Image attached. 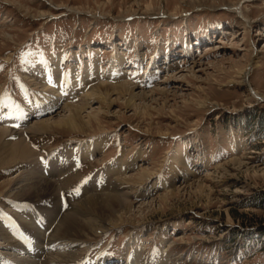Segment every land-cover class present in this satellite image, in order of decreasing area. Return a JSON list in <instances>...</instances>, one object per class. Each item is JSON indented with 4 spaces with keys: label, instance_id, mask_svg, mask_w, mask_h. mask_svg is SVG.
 Returning <instances> with one entry per match:
<instances>
[{
    "label": "rangeland",
    "instance_id": "obj_1",
    "mask_svg": "<svg viewBox=\"0 0 264 264\" xmlns=\"http://www.w3.org/2000/svg\"><path fill=\"white\" fill-rule=\"evenodd\" d=\"M150 2L153 6L147 8ZM232 8H241L243 16ZM254 55L257 67L248 83L243 82L240 73ZM61 59L112 64L107 71L102 66V75L92 79L84 74L82 90L76 89L79 97H70L78 100L66 106L86 103L80 97L100 86L126 85L154 95L151 102L139 106L150 117L142 120L114 95L109 106L113 114L107 115L104 105L97 109L100 122L92 124L87 134L52 125L36 130L40 121L64 114V105L51 115L29 116L26 127L34 130L30 133L15 135L6 130L10 126L0 125V150L26 152L24 160L0 170V210L9 212L13 204L30 207L27 217H19L15 209L8 219L15 221L13 214H17L16 219L41 238L44 231L26 220L36 214L32 207L41 210L43 203L51 204L42 212L44 230L54 224L47 239L59 242L40 264H60L57 256L62 255L72 257L73 263L80 253L77 247L68 250L72 245L100 250L120 236L139 242L143 238L157 247L163 243L171 259L167 264H264V101L254 96V91L264 96V0H0V104L17 101L18 106L28 107L35 93L42 107L55 102L59 93L44 88L38 78L42 69ZM63 75L67 79L68 72ZM75 86L66 85V91ZM162 90L163 97L157 92ZM200 99L205 107L197 104ZM98 105L91 101L85 107ZM71 142L98 152L92 168L114 160L112 166L120 163L129 170L115 169L113 183L109 181L105 190H85L59 216L58 192L67 197L75 193L67 185L68 178L59 180L61 171L51 168L46 176L35 168V159L46 156L53 146ZM144 169L151 176L137 183V173ZM20 174L34 176L36 181L28 183H35L45 194L23 200L12 197ZM175 175H179L176 180H164V188L160 185L162 178ZM50 185L54 195L46 193ZM172 192L173 198L159 202ZM109 194L132 206L131 221L87 234L78 238L77 245L56 236L60 221L73 216L83 202ZM75 217L98 223L91 215ZM3 232L0 227V247L9 241Z\"/></svg>",
    "mask_w": 264,
    "mask_h": 264
},
{
    "label": "bare ground",
    "instance_id": "obj_2",
    "mask_svg": "<svg viewBox=\"0 0 264 264\" xmlns=\"http://www.w3.org/2000/svg\"><path fill=\"white\" fill-rule=\"evenodd\" d=\"M5 1H8V0H5ZM108 1L110 2V0H108ZM150 6H153L152 2L149 3L147 8H151ZM240 9L241 8H236L233 10L236 11L238 13V15H242ZM43 15H44L43 13L38 14V16H43ZM209 49H211V48H209ZM256 59H257L256 55H254V57L251 56L250 60H249L250 62H248L247 68H245L240 73V77L243 76V80H244L243 82H245L246 80L248 81L249 74L252 71H254V68L257 67ZM192 69L193 68H191V70ZM57 92H58L57 90L54 91V94L56 95ZM157 92H159V95H161V97L166 95V93H164L163 90L157 91ZM114 95H119V99L124 100L123 105L127 109L129 108V109L134 110L135 117L140 116L141 120H142V117L146 116L147 118L150 119L148 114L145 112V109L143 107H139V106H144L145 103L147 104V103L151 102L152 98H150V97L152 95H154V93L151 92V93L146 94V93L135 92V90H133L131 87L126 86V85L125 86H123V85L118 86L115 88H110L108 86H100L97 89L95 88L94 91L89 90L88 92L84 93V95L82 97H80L81 101L83 99L84 102H86V103L83 102L84 104L81 103V104L75 105V106L64 105V106H66L65 107L66 112H64V114L60 115L59 117H52V118L45 120V121H42V122L40 121V123H38L37 127H35V128L39 132L40 129L44 130L45 127L52 125L53 127L60 128V129H62V128L67 129L68 131H71L74 133L87 134L91 130L92 124H98L100 122L99 110L103 107V105L107 108V115L113 114L110 111L109 106H112V104L114 103V101L112 99ZM156 95H157V93H156ZM204 96H206V95H204ZM254 96L259 101H261V102L264 101V96L260 95L256 91H254ZM60 98H63V97H61V95L59 94L55 97V102H52L51 104L46 103L43 105V107L48 108V109L52 108L55 105V103H57L60 100ZM91 101L97 102L99 104L98 107L94 106V108L93 107L86 108L85 106L88 103L90 104ZM141 101H142V103H144L143 105H140L138 103ZM197 104H199L201 107H205V103L203 102L202 99H200L197 102ZM97 109H99V110H97ZM116 117L120 118L121 115L119 117L116 115ZM5 118L10 122H14L15 120H17V122L25 125L23 122L25 120V115H23L22 117H19L16 114H12L10 119L7 116ZM29 129L30 128L25 127L22 130L23 134H26L28 132L30 133V132L34 131V130L29 131ZM142 129L144 130L145 133H148V130L146 129V127H143ZM157 135L161 136V135H166V134L165 133L164 134L158 133ZM187 142H188V140L185 141L184 143L186 144ZM178 150L179 149H177L176 152H178ZM176 152L173 154H176ZM25 156H26L25 151L22 153L20 150L2 147V149L0 150V170L11 167L13 165V163L16 164L18 162H21L22 160L25 159ZM28 157H29V153H27V158ZM120 166H121V164L119 163L118 167H120ZM185 170H187V169H185ZM62 173L63 172H59L58 174L61 175ZM150 173L151 172H149L146 169L139 171L137 173V179H138L137 183H141V180L143 183V181L146 178L151 176ZM173 175H174V173H173ZM178 176L179 175L172 176L171 179L162 178L160 180V185H162L164 180L173 181V180H176ZM31 177H34V176H31ZM31 177L29 175L20 174V176L17 178V180L15 181V183L13 185L12 192H14V193H13L12 197H15L18 200H23L24 198H31L33 196L34 197H40L41 195L45 194V191H43L40 188H37L35 186V183H28L29 180H32L33 182L36 181L35 179H33ZM190 186H192V185H190ZM49 187H48L46 193L52 194L54 192V187L51 185ZM162 187H163V185H162ZM180 190H184V187L181 188ZM194 191H195V193L199 192V188L195 189ZM175 194H176L175 192L174 193L173 192L167 193L166 195L161 196L159 198V200H160L159 202H162V204L163 203L165 204L168 201V199L173 198V196H175ZM53 195H54V193H53ZM119 195H120V193H119ZM119 195L109 194L106 196L103 195L101 197L100 196L92 197L88 201L83 202V204H81V206L78 207V208H80L79 211H76L73 209L75 211L73 213V216L65 217L64 219H62L60 221V224L55 229L56 236H59V238L66 239V240L71 239V242L73 243V241H74V244L76 243V245H77V242L78 243L80 242V240H78V238H82L83 236L86 237L87 234L93 235V234L98 233V232L100 233L101 230L105 231V230H108V229L113 228V227L122 226L121 222H124L125 219H127V221H129V220L131 221V216H129V215H131L130 209L132 206L130 204H128L126 201H124L121 198V196H119ZM159 204L161 205V203H159ZM79 212H81V213H79ZM140 213H141V211H140ZM79 214H81V216L83 215V217H85V218H87V216H90V215L94 216L98 220V223L93 224L94 222L85 221V220L79 221L75 217ZM132 216H133V214H132ZM19 217H21V216H19ZM5 236L9 239V241L6 242L7 244L2 243L1 247L2 246H5V247L6 246H12L13 242L11 241V239L6 234H5ZM64 243H66V242H64ZM57 257L59 258V259L58 258L57 259L59 260L60 264H70L73 260L72 257L70 259H68L69 257L63 256V255L57 256Z\"/></svg>",
    "mask_w": 264,
    "mask_h": 264
}]
</instances>
